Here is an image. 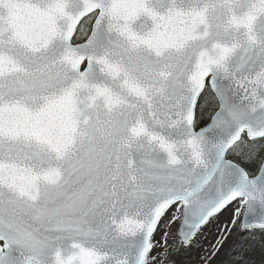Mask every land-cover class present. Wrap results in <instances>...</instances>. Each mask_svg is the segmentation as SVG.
I'll use <instances>...</instances> for the list:
<instances>
[{"label": "snow or ice", "instance_id": "snow-or-ice-1", "mask_svg": "<svg viewBox=\"0 0 264 264\" xmlns=\"http://www.w3.org/2000/svg\"><path fill=\"white\" fill-rule=\"evenodd\" d=\"M212 229L202 264L264 243V0H0V264H179Z\"/></svg>", "mask_w": 264, "mask_h": 264}, {"label": "rangeland", "instance_id": "rangeland-1", "mask_svg": "<svg viewBox=\"0 0 264 264\" xmlns=\"http://www.w3.org/2000/svg\"><path fill=\"white\" fill-rule=\"evenodd\" d=\"M228 213H225L221 219H226ZM215 234V229H212L210 233H206V239L202 238V246H197L193 248L190 252L179 254L176 259L179 264H202L203 257L206 255V250L209 244L212 242ZM237 259L231 253H226L222 251L220 255L213 261V264H231V262ZM247 264H264V243H262L261 238L257 235L254 243L248 250L246 257Z\"/></svg>", "mask_w": 264, "mask_h": 264}]
</instances>
